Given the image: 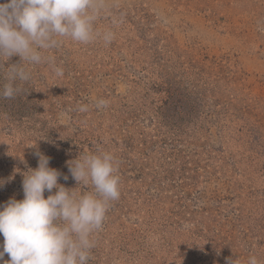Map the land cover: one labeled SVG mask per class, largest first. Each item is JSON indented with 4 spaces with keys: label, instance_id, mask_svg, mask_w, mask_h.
Returning a JSON list of instances; mask_svg holds the SVG:
<instances>
[{
    "label": "rangeland",
    "instance_id": "374dc122",
    "mask_svg": "<svg viewBox=\"0 0 264 264\" xmlns=\"http://www.w3.org/2000/svg\"><path fill=\"white\" fill-rule=\"evenodd\" d=\"M105 5L94 28L111 43L59 37L51 64L25 62L30 79L0 96V205L24 198L37 153L81 195L92 186L67 162L109 152L120 197L87 264H264V0ZM19 63L0 57V89Z\"/></svg>",
    "mask_w": 264,
    "mask_h": 264
},
{
    "label": "clouds",
    "instance_id": "9594fccd",
    "mask_svg": "<svg viewBox=\"0 0 264 264\" xmlns=\"http://www.w3.org/2000/svg\"><path fill=\"white\" fill-rule=\"evenodd\" d=\"M105 0H9L0 4V57H20L21 63L9 64L7 83L0 96L14 97L20 89L14 82L28 81L30 73L21 65L51 64L44 52L56 48L59 37L87 44L94 39L111 43V30L100 32L94 24L104 11ZM115 23V21H114ZM56 76L63 69L52 66ZM96 108L108 106L99 99ZM88 111L87 105L78 107ZM38 167L24 175V198L0 205V235L3 236L0 261L4 264H87L95 246L92 236L102 228L112 201L120 197L118 161L109 152L86 154L68 161L77 185H91L92 191L76 195L75 189L58 184L61 173L49 167V157L37 153ZM67 180L68 177L64 176ZM3 181H0V186ZM46 199L44 192H52ZM227 264H237L228 260ZM248 264H259L250 256Z\"/></svg>",
    "mask_w": 264,
    "mask_h": 264
}]
</instances>
